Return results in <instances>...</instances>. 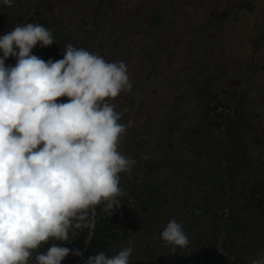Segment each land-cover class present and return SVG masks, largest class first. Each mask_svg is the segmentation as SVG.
Masks as SVG:
<instances>
[{
  "label": "clouds",
  "instance_id": "9594fccd",
  "mask_svg": "<svg viewBox=\"0 0 264 264\" xmlns=\"http://www.w3.org/2000/svg\"><path fill=\"white\" fill-rule=\"evenodd\" d=\"M3 4L11 7L13 0ZM53 43L52 32L39 23L0 36V264H61L70 253L82 257L78 249L55 244L40 249L52 240L69 242L70 231L88 228L96 206L103 204L105 212L119 208L120 174L137 163L121 151L132 122L120 121L129 109L117 111L112 103L133 86L125 63L71 44L59 60L32 54L38 44ZM9 57L14 66L6 65ZM160 239L171 251L189 244L175 219ZM127 244L84 264H130L133 241ZM250 264H264V256Z\"/></svg>",
  "mask_w": 264,
  "mask_h": 264
},
{
  "label": "crops",
  "instance_id": "0c3cea01",
  "mask_svg": "<svg viewBox=\"0 0 264 264\" xmlns=\"http://www.w3.org/2000/svg\"><path fill=\"white\" fill-rule=\"evenodd\" d=\"M221 12L225 16L222 17ZM200 13L188 17L189 22L193 21L191 25L180 28L176 34L184 43L191 36L196 39L199 54L206 43L211 48L209 53L203 51L206 60L197 57L190 66L186 65V61L181 68L183 72H190L186 76V88L178 93L181 101L188 104V110L183 108L181 112L161 114L162 143L165 146L161 148V156L177 159L182 172L177 181L172 180L177 185L176 191L169 187L165 190L168 200L198 202L209 210L211 206L207 201L217 190L211 186L218 182L219 173L223 176L222 161H226L232 183L231 210L235 230H245L255 242L253 247L241 243L236 248L243 262L250 264L251 259L264 256V82L261 80L264 66V0H225L221 11L214 8ZM211 42L222 43L223 60L213 53L214 44L211 45ZM243 85H246L245 88H242ZM216 91H224L232 99L239 97L240 100L237 118L228 130L226 160L219 156L218 130L216 126L209 125L207 116L201 110L204 93ZM174 119L178 120L177 127L171 122ZM167 140L173 143V147L167 146ZM165 173H168L167 170H164ZM256 192L262 195L259 202L251 200ZM165 210L169 214L175 213L170 204ZM139 217L143 219V214ZM213 222L206 217L195 229V234L208 231ZM143 235L144 240L138 245L135 242L132 244L129 259L134 255L136 261L148 263L157 258L159 263H174L176 258L169 257L172 254L170 246L159 240L150 224L144 223ZM155 249L159 257H156Z\"/></svg>",
  "mask_w": 264,
  "mask_h": 264
},
{
  "label": "trees",
  "instance_id": "16d2710c",
  "mask_svg": "<svg viewBox=\"0 0 264 264\" xmlns=\"http://www.w3.org/2000/svg\"><path fill=\"white\" fill-rule=\"evenodd\" d=\"M113 1L114 0L94 1L92 7L94 12V14L92 15V21L94 22L93 24H88L86 26L87 29L86 31H84L85 33H82V35L77 32V29L65 27L66 25L62 23L60 19L57 20L52 15L46 16L48 14V11H46V9L44 8V0H13V6L11 7L5 6L3 4V0H0V23L4 25V33L11 31L13 30L14 23L16 21L22 20L29 13L31 8L35 7L38 19L46 24L47 28L52 32V35L55 38L56 47L54 49V54L56 60H59L63 58V47L68 44H71L73 46L78 45L79 48L81 47L90 51L91 47L97 46V42L95 43L93 40L94 36H98V39L101 40L100 43L104 44V41H106L107 37L105 25L110 24L109 22H107V14H110L111 12ZM129 14L131 16H128L127 18H125V20H123L125 21L124 29L125 31L127 30L129 32V34L127 32L128 35L126 34V37H123L125 45L128 49L131 45V42L128 41L127 38H129L130 34L134 31V23L136 22L134 20L135 13L129 10ZM220 15L222 17L225 16L222 12L220 13ZM56 21H59L60 23L57 24L55 23ZM154 24L157 25L159 28L161 27L162 22H155ZM115 29L118 30L119 27ZM151 29L152 28L147 30ZM107 30H112V27L110 26L109 28H107ZM116 31L114 32V35L116 34ZM86 34L88 35L85 36ZM113 38L116 39L115 37ZM145 38L146 39L141 43L138 42L137 49L139 50V56L142 57V61L144 60L143 62L145 63L146 69L148 70L153 64V58L151 57V51H147V55L145 53L148 44L150 46L153 43L149 38ZM123 54L125 53L123 52ZM10 60L11 57H9L5 61L6 65H11L10 63H8ZM221 93L229 95L224 91H222ZM213 96H215V94L212 92L204 93V102H202L201 110L207 116L209 125L216 126L219 133L220 123L219 121H217V119L221 117L222 114L216 113L214 117L211 116V111L214 110V107L211 105ZM61 99L62 100H60V102H66L65 99H67V97H62ZM177 99L178 102H171L169 104V113L181 112L186 106L181 101L180 97H177ZM235 102L237 103V105H235L236 115L234 120L229 122L225 141L222 142L220 140V136H218V150H220L219 156H223L222 158L224 160H226L225 151L229 143L228 130L231 124L234 123L237 118L238 105L240 103V100L235 99ZM153 118L154 117L149 116L147 118V121L141 125L137 124V122L131 121V126L126 129V135L122 137L121 140V143L123 145L121 151L126 156L134 158L137 163L133 166L132 171L130 173L120 174V187L122 189L126 187L129 188L131 193H133V195H135V197L137 198L139 208L133 210L131 215L132 218L129 222H127V226L121 232L117 230L116 217L114 215L101 214L98 219L95 220L94 227L92 229V235L85 248L84 262L89 256L96 255L100 252H104L108 256L117 254L122 248L128 246L127 241L129 239H131L133 243L135 242V244L138 245L144 238V223L150 224L155 230V235L157 234L160 238V233L166 227L169 220L175 219L178 223L182 224L184 231L188 235L189 245L193 247V249H195L198 255L204 259V264H226L221 260L215 259L216 241L218 233V224L216 222L215 214L205 213L200 217H195L189 212L187 206L192 205L205 208L204 205H200L198 202L193 201L181 202L176 200H168L167 190H165V188L169 187L170 189H175L176 191L177 185L173 184L172 180L177 181L178 177L180 176V174H182V172L178 167L179 165L177 159H172L170 157L169 159L168 157L161 156V148L165 147L162 143L163 136L160 133L161 131L159 132L156 130V132L160 134L156 136V141L153 139ZM171 122L174 124L175 127L178 126V120L174 119L171 120ZM167 146L171 148L173 147V143L171 141H168ZM144 155H146L148 158L144 159ZM164 170H167L168 173L164 174ZM218 171L220 172V165H218ZM218 175V182L214 186H211V188L217 189V193L223 191L224 185L223 176H221L220 173ZM257 193L259 192H256L252 195V201H261V199L257 200L254 198ZM207 202L209 206H213L215 199H213V196H211V199ZM168 204L172 205L175 213L169 214L165 210V207L167 208ZM96 207L99 211L101 210L100 205ZM179 210L180 213H177V211ZM139 214H143V219L139 217ZM206 217H210V219L214 221L211 225V228L208 229V231H205L203 234L196 235L195 229ZM235 225L236 224H234L231 210V218L227 226L229 228L230 237L232 239L234 238V233L239 230H235ZM85 234L86 230L84 231L83 235ZM200 243L202 244V246L200 245ZM53 244L63 246V244L60 243L59 240H52L48 243H45L40 249V251L46 252ZM254 245L255 242L253 243V245L248 246L253 247ZM200 246L202 248H200ZM131 247L133 248V245H131ZM178 248L179 247H177L176 251H172V254L169 255V257L176 258L173 264H197V262H193L194 257L188 256L185 251L180 248L178 250ZM236 249L238 252V248ZM154 251H156V253L154 252L156 257H159V254H157V250L155 249ZM136 259L137 257L135 258V256L133 255V258L129 259L130 264H163L159 263L160 259L157 258H154L153 262L148 263L144 262L143 260L136 261ZM73 261H75V259L72 260L69 264H71ZM84 262L78 261L79 264H84Z\"/></svg>",
  "mask_w": 264,
  "mask_h": 264
},
{
  "label": "rangeland",
  "instance_id": "374dc122",
  "mask_svg": "<svg viewBox=\"0 0 264 264\" xmlns=\"http://www.w3.org/2000/svg\"><path fill=\"white\" fill-rule=\"evenodd\" d=\"M94 1L96 0H44V8L48 11L46 16L52 15L55 19H60V21L66 25L65 27L77 29V32L82 35L87 29L86 26L94 22L92 21V15L94 14L92 7ZM224 1L225 0L113 1L111 12L107 14V22L110 24L105 25L106 41H104V44H101V40L98 39V36H94L93 40L95 43L97 42V46L91 47L90 51L94 54H98L109 62H126L125 65L127 66L129 79L133 85L132 89L131 91L121 93L112 101V103H115L117 111H121L124 108L129 109V111L124 112V116L120 121L121 123L127 124L129 121H134L141 125L152 115L154 117L152 122L154 123L153 129L155 131H153V139L155 140L156 136L162 132V122L160 121L161 114L168 112L169 104L171 102L175 103L178 100L177 97L178 93L181 91L180 89L183 88L184 90L187 85L186 82L188 78L186 76L190 72H183L181 68L185 66L186 61H188L186 65L190 66L194 62V58L199 57V59L203 58L204 60V52L209 53L211 48H208V44L206 43L205 48L201 47L204 52L202 51L199 54V48H197L199 46H197L198 43L196 39H192L191 36L190 40H186L185 38L187 42L184 43L181 37L176 34L180 28H188L191 25L190 22L193 21L189 22L188 17L195 16L196 14L201 15V11H208L214 8H218V10L221 11ZM129 10L135 13L134 20L136 22L134 23V31L130 34L129 38H127L132 45H130L128 49L123 38L126 37L128 32L124 29L125 21L123 20L131 16ZM155 22H162L161 27L158 28V26L154 24ZM55 23L59 24L60 22L56 21ZM3 26L4 25L0 23V36H3L5 32ZM110 26L112 30H107ZM117 27H119L118 30L115 29ZM150 28L152 29L147 30ZM115 31L116 34L114 35ZM87 35L88 34L85 36ZM145 37L149 38L153 43H150V46L148 44L145 53L147 55V51H151V57L153 58V64L148 70L143 62L144 60L142 61V57L139 56V50L137 49L138 42L141 43L144 41L146 39ZM212 43L213 42H211V45ZM213 44V53L220 56L218 57L219 60H223L225 53L222 43L214 42ZM75 47H78V45H75ZM123 52L125 54H123ZM245 86L246 85H243L242 88H245ZM221 92L222 91H216V93ZM67 99H65V101H67ZM236 100H239V97H237ZM232 102L233 105H237L235 99H232ZM187 106L188 104L184 107L185 111L188 110ZM156 130L161 132L158 133ZM71 264L79 263L78 260H75Z\"/></svg>",
  "mask_w": 264,
  "mask_h": 264
},
{
  "label": "built area",
  "instance_id": "2783aa9c",
  "mask_svg": "<svg viewBox=\"0 0 264 264\" xmlns=\"http://www.w3.org/2000/svg\"><path fill=\"white\" fill-rule=\"evenodd\" d=\"M36 8L32 7L29 13L19 21L14 23L13 29L17 25H25L28 23H39L47 28L46 24L38 19V15L36 13ZM48 29V28H47ZM54 38V37H53ZM56 47L55 38L54 43L47 47H40L39 44L32 49V54L36 55L43 60L47 61L49 59L56 60L54 49ZM2 52H0V56H2ZM12 66L15 65V58L11 57V60L8 62ZM261 80L264 82V66L261 71ZM213 99L211 101V105L214 107V110L211 111V116H215L216 113L222 114L221 117L217 119L219 121V136L220 140L223 142L226 138L227 127L229 122L233 121L236 115V108L233 105L232 98L222 93H214ZM61 100V98H60ZM222 169H223V191L217 193L214 192L212 194L213 199H215L214 205L210 207L209 210H206L204 207H197L188 205L187 209L189 212L195 216L200 217L203 214H212L214 213L216 216V222L218 224V233H217V241H216V260H221L226 264H244L243 260L240 258L237 252V245L241 243H245L247 245H253L254 240L251 238L245 230L239 229L234 233V238L230 237L229 228L227 226L228 222L231 218V206H232V183L231 179L226 170V161H222ZM124 194L122 196L117 197L121 206L114 210H110L105 212L103 210L104 205L101 204V210L99 211L97 207L94 211H90V226L83 230H73L69 233V242L60 241L63 244L62 247H68L69 249H78L83 253L82 257H78L72 255L71 253L61 262V264H69L72 260H78L80 262H84L85 256V248L90 240L92 235V229L94 227L95 220L102 214H112L116 217L117 230L122 231L126 226L127 222L132 218V212L136 208H138L137 198L129 188H123ZM255 199H261V194L257 193L254 197ZM114 212V213H113ZM86 230V234L83 235ZM186 252L188 256L194 257L193 262H197V264H204V259L198 255V253L191 247L189 244L185 248H181Z\"/></svg>",
  "mask_w": 264,
  "mask_h": 264
}]
</instances>
